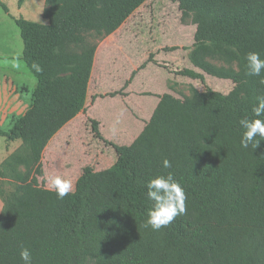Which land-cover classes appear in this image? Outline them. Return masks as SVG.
<instances>
[{
	"label": "trees",
	"instance_id": "16d2710c",
	"mask_svg": "<svg viewBox=\"0 0 264 264\" xmlns=\"http://www.w3.org/2000/svg\"><path fill=\"white\" fill-rule=\"evenodd\" d=\"M145 1L46 0L48 23L14 17L37 86L27 111L0 129L8 141L22 142L0 164V264H23L21 245L33 264H264V141L241 148L239 125L255 118L264 96V72L245 74L249 52L264 59V0H172L194 23L210 17L236 29L234 37L213 36L191 52L194 67L232 80L233 89L163 94L133 143L109 142L117 161L104 170L84 167L62 200L37 182L48 143L85 108L98 46L89 36L113 34ZM179 74L206 81L193 68ZM99 125L93 121V130L105 139ZM164 158L171 168L162 166ZM169 172L185 189L187 211L152 231L144 227L153 203L145 184Z\"/></svg>",
	"mask_w": 264,
	"mask_h": 264
},
{
	"label": "rangeland",
	"instance_id": "374dc122",
	"mask_svg": "<svg viewBox=\"0 0 264 264\" xmlns=\"http://www.w3.org/2000/svg\"><path fill=\"white\" fill-rule=\"evenodd\" d=\"M3 2L8 11L0 4V49L4 52L0 54V75L3 70L10 75L14 73L20 86L26 85L29 89L28 96L31 98L37 78L22 58L24 43L14 17L48 23L43 16L46 0H28L22 11L18 0ZM235 35L236 29L228 21L206 17L201 23H194L191 16H183L179 4L172 0H146L113 34L99 37L92 33L89 40L97 43L99 50L90 94L94 91L97 94L89 97L87 108L74 124V133L76 131L78 136L73 135L72 130H64V136L55 138L45 149L44 175L37 173L38 184L49 187V176L62 175L73 181L75 189V181L84 167L90 165L96 170L111 167L117 161V153L109 142L123 144L138 136L141 129L135 131L133 128L135 125L142 128L143 120L150 121L158 100L165 93L183 98L192 95L195 90H205L206 86L229 93L234 87L233 81L208 75L194 67L191 52L199 42H209L213 36ZM213 63L222 64L216 60ZM185 68L204 73L206 81L179 74ZM99 76H102L103 91L95 89ZM103 92L106 94L103 95ZM99 96L108 98L100 100L93 109ZM92 109L118 124V129H113L109 135L115 138L113 141L103 134L105 139L96 136L93 130L96 119L90 115ZM11 127L10 123L0 125L4 130ZM21 145L19 140L8 141L0 136V161ZM5 187L11 189L9 184ZM94 263L93 259H89L85 264Z\"/></svg>",
	"mask_w": 264,
	"mask_h": 264
},
{
	"label": "clouds",
	"instance_id": "9594fccd",
	"mask_svg": "<svg viewBox=\"0 0 264 264\" xmlns=\"http://www.w3.org/2000/svg\"><path fill=\"white\" fill-rule=\"evenodd\" d=\"M245 74L248 76L260 77L264 72V59H261L258 52H249L246 57ZM32 67L36 72H41L42 68L33 63ZM264 84V77L259 81ZM257 105L253 107L252 113L255 118H242L239 125L244 129L240 146L247 149L249 145L255 150L264 141V96L257 97ZM162 166L165 169L172 167V162L164 158ZM51 189L55 190L57 198L63 199L74 191V184L71 179L62 175H52L47 178ZM147 188V198L152 201V207L147 210V219L144 227H150L152 231H160L169 226L176 217L186 214L185 189L181 186L173 174L169 172L166 176L159 175L148 180L145 184ZM20 259L23 264H33L32 252L28 247L21 245Z\"/></svg>",
	"mask_w": 264,
	"mask_h": 264
},
{
	"label": "crops",
	"instance_id": "0c3cea01",
	"mask_svg": "<svg viewBox=\"0 0 264 264\" xmlns=\"http://www.w3.org/2000/svg\"><path fill=\"white\" fill-rule=\"evenodd\" d=\"M27 1L28 0H26L25 3L21 7L19 6L20 7V11H22L24 9L23 7L25 6V4H26ZM98 50L99 49H98V46H97L96 54H95V59H94V64H93V69H92V74H91V78H90V81H89V89H88L87 101H86V105H85L84 110L87 108V102H88L89 97L90 96H93L94 97L97 94V92L94 91V93L91 95L90 92H91V86L93 84L92 81H93V76H94L95 67H96V63H97ZM3 53L4 52H3L2 48H1L0 49V54H3ZM1 73L2 74L0 75V125L2 127V125H5L6 123H10L12 125V120H13L14 117H19L22 114H24L27 111V109L29 108L30 104H31L32 97L29 98L28 95L30 94V92H29V89L26 87V85H24V86L21 87L20 86V83L15 80L16 78H15V74L14 73H11V75H10V73L6 72V70L5 71L3 70ZM98 78H100V79L97 80L98 83H96L97 84V87L95 89H96V91H103L102 85H104V84L102 82V76H99ZM17 79L20 80L19 77ZM105 94H106V92H103V95H105ZM104 98H103V96H101V97L99 96L98 100L94 101V104L95 105L93 104L94 105L93 109H95L96 105H98V102L100 100L104 99ZM106 98H108V97H106ZM159 101H160V99L158 100V103H159ZM93 109H92V113H90V115H93V117L96 120L99 121V123H100V131H102V134L104 135V137L106 139H109V140L113 141L115 138H113V137L111 138V136H109V135L111 134V132H112L113 129H115V128L118 129V127H119L118 124L111 122L109 118L102 117L101 114H96V112ZM84 110L82 112H80L75 118H73L72 120H70L50 140V142L48 143L47 147L51 144V142L54 141L55 138H57L59 136L60 137L61 136H64V133H63L64 130H68V129H69V131L72 130L73 135L78 136V133L76 131L74 133V130L75 129L73 127H74V124L77 122V119L80 118V116L83 114ZM154 111H153V113H154ZM147 122H149V121H146V120L141 121V123H143L142 124V128H139L138 125H135V127L133 128V124H132L131 129L133 128V129H135V131L141 129L140 132H139V134H138V136H139L140 133L145 128ZM134 124H136V123H134ZM124 127H121V128H124ZM121 128H120V130H121ZM0 129H2V128H0ZM131 134H130V136L132 138L133 137V134L132 135ZM138 136H134V138L131 139L129 142L123 143V144H119V145H130L131 143H133V141ZM47 147L45 149H47ZM14 151H12L10 153H7L5 155V157L0 161V164L10 154H12ZM44 152H45V150H44ZM43 162H44V153H43V157H42V160H41V164L42 165H43ZM79 177L80 176H78L77 179H76V181H75V186H76V182H77V180H78ZM46 178H47V174H46ZM47 186H45V187L46 188H49L50 187V185H49V187H47ZM49 189H51V187ZM3 207H4V202H3V200H2V198L0 196V213L3 210Z\"/></svg>",
	"mask_w": 264,
	"mask_h": 264
}]
</instances>
